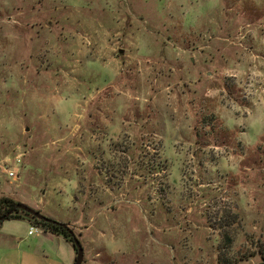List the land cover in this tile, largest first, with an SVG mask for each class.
<instances>
[{"label":"rangeland","instance_id":"obj_1","mask_svg":"<svg viewBox=\"0 0 264 264\" xmlns=\"http://www.w3.org/2000/svg\"><path fill=\"white\" fill-rule=\"evenodd\" d=\"M3 196L82 264H264V0H0Z\"/></svg>","mask_w":264,"mask_h":264},{"label":"crops","instance_id":"obj_2","mask_svg":"<svg viewBox=\"0 0 264 264\" xmlns=\"http://www.w3.org/2000/svg\"><path fill=\"white\" fill-rule=\"evenodd\" d=\"M50 215V214H49ZM54 218V217H53ZM56 218V217H55ZM26 221V220H25ZM4 225L2 226L4 230ZM5 231V230H4ZM6 232V231H5ZM45 237L48 241L57 242V246L53 247L52 244L43 246L39 242H35L34 245L28 247H21L22 253V264H74L77 251L75 250L72 243L66 240L63 236L55 235L49 232H44ZM29 235H34L30 234ZM55 235V236H53ZM49 236V237H48ZM51 237V238H50Z\"/></svg>","mask_w":264,"mask_h":264},{"label":"trees","instance_id":"obj_3","mask_svg":"<svg viewBox=\"0 0 264 264\" xmlns=\"http://www.w3.org/2000/svg\"><path fill=\"white\" fill-rule=\"evenodd\" d=\"M18 203L19 201L10 196H3L0 198V227L6 220H28L32 225L42 228L45 232L63 236L66 240L72 243L75 250L77 251L75 246V238L77 237L79 240L80 238L78 237L76 231L68 223H64L55 218L47 216L39 209L37 210H39L44 215V217L38 218L26 210L18 208Z\"/></svg>","mask_w":264,"mask_h":264},{"label":"water","instance_id":"obj_4","mask_svg":"<svg viewBox=\"0 0 264 264\" xmlns=\"http://www.w3.org/2000/svg\"><path fill=\"white\" fill-rule=\"evenodd\" d=\"M17 207L26 210L27 212L33 214L34 216L38 218L44 217V215L39 210L25 203L19 202L17 204ZM75 246L77 248V257H76L74 264H82L85 258V248L83 247L82 242L77 237L75 238Z\"/></svg>","mask_w":264,"mask_h":264},{"label":"built area","instance_id":"obj_5","mask_svg":"<svg viewBox=\"0 0 264 264\" xmlns=\"http://www.w3.org/2000/svg\"><path fill=\"white\" fill-rule=\"evenodd\" d=\"M39 228V227H38ZM37 227H35L34 225H31L29 233L30 234H34L35 232H38L39 229Z\"/></svg>","mask_w":264,"mask_h":264}]
</instances>
